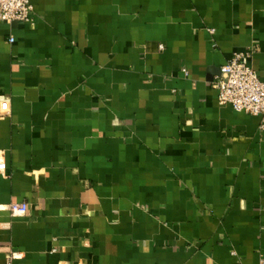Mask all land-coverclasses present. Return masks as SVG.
Listing matches in <instances>:
<instances>
[{"label":"crops","instance_id":"obj_1","mask_svg":"<svg viewBox=\"0 0 264 264\" xmlns=\"http://www.w3.org/2000/svg\"><path fill=\"white\" fill-rule=\"evenodd\" d=\"M30 1L0 24V264H259L264 124L213 82L237 53L264 79V0Z\"/></svg>","mask_w":264,"mask_h":264},{"label":"built area","instance_id":"obj_2","mask_svg":"<svg viewBox=\"0 0 264 264\" xmlns=\"http://www.w3.org/2000/svg\"><path fill=\"white\" fill-rule=\"evenodd\" d=\"M33 14L34 7L30 0H0V24H30ZM9 41L13 43L14 38L11 37ZM249 56L248 53L235 54L221 67L213 88L218 91L220 105H231L237 112L261 117L264 124V79L244 61ZM25 211L24 204L11 207L13 216L23 215ZM16 254L10 253L6 264H11ZM259 264H264V258L260 259Z\"/></svg>","mask_w":264,"mask_h":264}]
</instances>
